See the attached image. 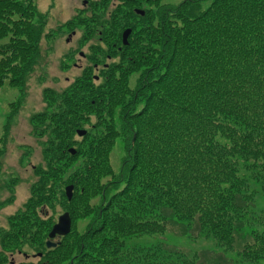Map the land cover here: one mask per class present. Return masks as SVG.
<instances>
[{
    "label": "trees",
    "instance_id": "16d2710c",
    "mask_svg": "<svg viewBox=\"0 0 264 264\" xmlns=\"http://www.w3.org/2000/svg\"><path fill=\"white\" fill-rule=\"evenodd\" d=\"M119 1L123 5L117 6L116 16L126 9L128 24L117 22V29L99 32L107 42V33L132 29L129 46L122 47L125 60L110 65L102 82L90 74L76 81L59 113L47 110L31 118L42 132L46 120L54 121L48 128L56 137L45 150L48 167L34 170L38 181L28 202L9 218L3 249L11 251L25 239L39 242L45 261L51 255L70 264H116V259L129 264H258L264 260V215L255 212L251 183L242 170L264 190V0ZM143 2L157 8L137 16L134 10ZM134 18L139 22L131 23ZM37 19L41 24H35ZM42 19L36 0H0V37L10 38L1 49L0 73L7 70L20 86L39 61ZM47 100L54 103V96ZM91 113L105 126L104 135L83 138L90 144L88 152H81L90 163L66 184L75 187L73 199L61 193L72 232L48 249L45 241L55 222L41 217L37 206L54 201L53 185L61 180L67 158H74L68 152L75 144L71 141ZM118 139L126 155L114 176L107 157L100 159ZM106 177L111 181L103 184ZM98 198L100 206L91 207V199ZM93 214L80 233L75 220ZM169 223L186 229L182 235L195 229L213 236L223 251L212 257L195 252L189 260L184 251L164 243L147 254L122 249L127 236L163 235ZM67 241L68 251L61 252Z\"/></svg>",
    "mask_w": 264,
    "mask_h": 264
},
{
    "label": "rangeland",
    "instance_id": "374dc122",
    "mask_svg": "<svg viewBox=\"0 0 264 264\" xmlns=\"http://www.w3.org/2000/svg\"><path fill=\"white\" fill-rule=\"evenodd\" d=\"M84 1L36 0L40 13L46 18L42 19V21H45V25L38 44V51L40 52L38 64L33 66L25 79V85L21 86L18 84V78L13 79L15 76L7 70H3V74L0 73V264H48V260L52 259L54 261L55 259L51 255L48 256L47 261L38 257L39 251H41V246L37 245L39 242L32 244L25 239L17 240L11 251H5L3 245H1L2 237L6 235L5 233L9 229V218L22 211L31 196L33 183L38 181V177L34 176L35 168L39 166L48 167V164L44 161L45 150L48 151V147H51L49 143L54 141L56 137L48 128L54 121L46 120L42 125L46 131L42 132L36 129L37 123L32 122L31 118L40 116L41 113L47 110L50 114L59 113L61 106L66 104L65 100L66 95L69 94V89L73 87L76 81L84 80L86 70H92L96 63H99L101 68L103 64L110 63L107 60V54L110 55L111 59H114L111 65L123 63L125 60V52H120L117 48L122 46L121 43L118 42L115 49L110 47L112 42H116L121 37L120 35L123 31L118 29L114 35L107 33L109 40L107 42L103 40L104 43H107L106 45L100 41L104 37L102 32H99L100 30L112 29V27L117 29L119 26L117 22L124 26L128 24L129 20L124 14L126 9L119 12V15L116 16L117 6L123 5V3L119 0H87L89 5L85 7ZM96 1H100L98 2L100 5L97 8L93 5ZM182 1L163 0V3L177 4ZM153 7L157 8L154 5ZM153 7L143 2L139 8L146 12L153 9ZM138 22L139 20L134 18L131 23L135 24ZM112 23H114V26H112ZM35 24L41 23L37 19ZM94 30L99 33L98 36ZM73 32L76 35L72 36ZM91 32L92 34H90ZM9 39L0 37V61L3 60L4 54L1 49H3L4 43L8 45ZM70 39L72 40L68 43ZM108 41L111 43L108 44ZM81 51L86 53L88 58L79 63L77 59L79 58L78 53ZM76 63L83 68H75ZM18 64L20 63H14L13 67ZM93 74L94 72H90V78H93ZM97 75L103 76V73H98ZM136 79L137 76L129 79L132 89L135 87ZM102 81L103 79L100 82ZM52 96H54V103L50 104L47 97ZM119 110L120 108L115 110V113H118ZM115 116L114 125L119 131V116ZM86 117L89 119L78 129L86 131L87 134L90 133L92 138L104 135L105 126L98 120V116L91 113L87 114ZM57 122L58 120L55 121V125H57ZM35 129L36 131H34ZM78 131L73 138L74 141H71V144L75 142L71 149L77 152V156H73L69 152L70 149L68 150L70 156L74 158H67V164L63 167L65 171L59 176L61 180L53 185L51 198L54 201L52 204L46 203V206L42 204L37 206L42 213L41 217L52 218L55 224L58 223L60 216L67 213L61 197V193H66L68 186L66 184L76 175L78 170L83 172L90 163L88 154H82L81 152V150L88 152L87 149L90 142L84 143L83 138L85 136L80 137ZM79 148L80 150H78ZM79 152L81 154H78ZM104 152L105 155L103 157L101 155L100 160H106L107 157L112 168L111 173H114V176L115 174L117 175L126 155L125 145L118 139L110 147L104 149ZM95 155H98L97 151L91 157L93 160H96ZM72 159L73 161H71ZM99 163L102 162L99 161L97 165ZM242 172L245 173L251 183L250 186L254 194L253 199L256 202L255 212L262 216L264 215V190L261 183L256 184L250 172L246 170H242ZM109 181H111V177L102 179L103 184ZM90 202L91 207L97 208L101 203L100 198L91 199ZM30 213L34 215L33 210ZM92 216L94 214L89 218L75 220L76 229L80 233L85 232V228L91 222ZM166 227H168V230L163 235L139 233L127 236L125 238L126 243L122 249L127 250L128 248L127 251L129 252H137L136 249H142L146 250L147 254L150 253V248L164 243L168 245V248L176 249V252L183 254L184 251L189 256V260L195 256V252L200 254L207 252L208 254H205L212 257L214 253L223 251L214 237L207 233L198 234L195 229H192L189 230L188 234L182 235L186 229L180 230L179 228L182 227L177 226L175 223H169ZM262 229H264V223ZM68 248L69 242L67 241L66 247L60 251L67 252ZM127 254L132 261L131 253ZM233 255L235 257V254ZM62 260L63 257L56 258L54 264H70V261L63 262ZM208 260L206 258V261ZM141 262L139 264H144L143 260ZM115 263L129 264L130 261L116 259ZM201 264H206V262L203 260ZM258 264H264V260Z\"/></svg>",
    "mask_w": 264,
    "mask_h": 264
},
{
    "label": "water",
    "instance_id": "95a60500",
    "mask_svg": "<svg viewBox=\"0 0 264 264\" xmlns=\"http://www.w3.org/2000/svg\"><path fill=\"white\" fill-rule=\"evenodd\" d=\"M137 13L141 14L142 16H145V14H146V13H144V11H141V10L137 11ZM130 33H131V30L128 29V31H126L123 35L125 46L128 45V39L130 37L129 36ZM78 134H79V136L83 137V136L87 135V132L79 130ZM70 152L73 156H75L77 154V152H75L74 150H70ZM73 191H74V186H69L66 189V197H68V199L70 201L73 199ZM58 220H59L58 224H56L53 227V229L49 235L50 240L47 241L48 248H56L57 247V244L52 243L51 240H54L58 236H60V237L68 236L71 233L73 220L71 219L70 214L66 213V214L60 216ZM39 255L42 256L41 254H39Z\"/></svg>",
    "mask_w": 264,
    "mask_h": 264
},
{
    "label": "flooded vegetation",
    "instance_id": "af4514ba",
    "mask_svg": "<svg viewBox=\"0 0 264 264\" xmlns=\"http://www.w3.org/2000/svg\"><path fill=\"white\" fill-rule=\"evenodd\" d=\"M84 6L85 7H88V1L87 0H85L84 1ZM137 10H139V9H135L134 10V13H136L137 12ZM136 15L137 16H142L141 14H137L136 13ZM128 29H131V28H127L125 31H123L122 32V34L120 35L121 37H119L118 39H117V41L116 42H112L111 44H110V47L112 48V49H115V46H116V44L119 42V43H121V45L122 46H118L117 48L119 49V51L120 52H122L123 51V46H124V44H123V42H124V33L126 32V31H128ZM132 30V29H131ZM73 33H75V32H73ZM132 34V32L130 33V35ZM76 35V34H75ZM129 35V36H130ZM74 36V35H73ZM131 37V36H130ZM130 37H129V40H130ZM72 40V39H71ZM71 40H70V42H71ZM104 39H101L100 41L104 44V45H106L107 43H104V41H103ZM70 42H68V43H70ZM106 42V41H105ZM129 43H130V41H129ZM129 46V45H128ZM127 47V46H126ZM103 56H105V55H103ZM103 56H101V57H103ZM107 56V60L108 61H110V63H107V64H103V67L101 68V67H99V63H96V65H94V68L92 69V70H86L85 72H86V74H85V76L87 75V74H90V72H94V74H93V79H94V81L95 82H97V81H101L102 79H104L105 77H104V75H108L109 74V72H110V65H111V62H113V60L114 59H111V57H110V55H106ZM78 61H79V63H82L84 60H86L87 58H88V55L86 54V53H84V52H79L78 53ZM100 60L101 61H103V59L102 58H100ZM75 68H78V69H81V68H83L80 64H78V63H76L75 64ZM90 71V72H89ZM98 73H103V76H99V75H97ZM85 78V77H84ZM68 81H69V79H68Z\"/></svg>",
    "mask_w": 264,
    "mask_h": 264
}]
</instances>
